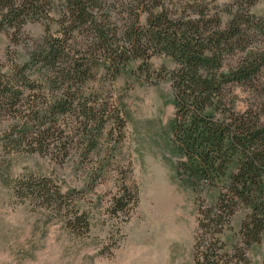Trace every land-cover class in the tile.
<instances>
[{
  "label": "trees",
  "instance_id": "16d2710c",
  "mask_svg": "<svg viewBox=\"0 0 264 264\" xmlns=\"http://www.w3.org/2000/svg\"><path fill=\"white\" fill-rule=\"evenodd\" d=\"M255 1L62 0L57 34L45 27L22 66L34 67L35 78L0 83V106L12 110L17 127L9 142L29 153L58 148L67 156L73 140H62L56 128L72 114L79 120L81 111L95 113L88 88L97 71L115 78L136 64L137 72L156 79L151 59L168 57L174 63L164 70L173 93L175 174L195 194L192 264L248 263L246 249L264 231V104L256 93L264 68V14L250 11ZM51 6V0H0V30L20 31L27 16H48ZM241 87L252 93L243 105L234 94ZM31 97L34 104L26 106L24 99ZM96 119L94 114L89 122ZM85 133L91 136V125ZM94 148L95 141H83L71 162ZM13 188L19 197L59 213L70 232L89 230L74 189L44 177L18 180ZM206 190H216L211 203L201 196ZM136 201V189L123 185L110 200L112 214L127 220ZM239 208L245 209L240 241L228 250L221 236Z\"/></svg>",
  "mask_w": 264,
  "mask_h": 264
},
{
  "label": "rangeland",
  "instance_id": "374dc122",
  "mask_svg": "<svg viewBox=\"0 0 264 264\" xmlns=\"http://www.w3.org/2000/svg\"><path fill=\"white\" fill-rule=\"evenodd\" d=\"M51 1L48 16L44 12L37 14L39 17L27 16L20 31L0 30V83L22 75L35 78L34 67L22 71V66L45 27L54 35L59 30L62 0ZM250 11L263 15L264 0H256ZM151 64L160 78L142 75L135 70L136 64L125 66L115 78L97 71L88 88L95 113L81 111L79 120L72 114L56 128L62 140H73V149L83 141H95L92 152H85L77 164L71 162L73 149L62 157L58 148L48 154L29 153L24 145L9 142L17 127L12 110L0 106V264H192L195 194L175 174L173 93L164 70L174 63L161 55L154 56ZM256 78L262 107L264 68ZM234 94L239 105L252 96L247 87L234 89ZM32 100L23 102L28 106L34 104ZM38 100L35 97V104ZM94 114L97 119L91 123ZM86 124L88 129L92 126L91 136L85 133ZM40 177L63 190L74 189V199L89 218L87 232H70L59 213L16 194V181ZM123 185L137 191L136 205L125 221L110 208L112 196L120 193ZM201 196L211 203L216 190H206ZM244 212V208L237 210L221 236L228 250L240 241L238 230ZM246 256V264H264V231L260 240L246 249Z\"/></svg>",
  "mask_w": 264,
  "mask_h": 264
}]
</instances>
